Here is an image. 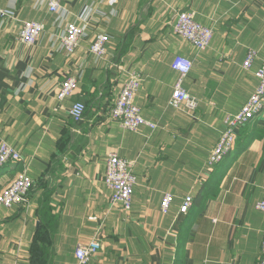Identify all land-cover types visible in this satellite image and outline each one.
<instances>
[{
    "label": "crops",
    "instance_id": "obj_1",
    "mask_svg": "<svg viewBox=\"0 0 264 264\" xmlns=\"http://www.w3.org/2000/svg\"><path fill=\"white\" fill-rule=\"evenodd\" d=\"M16 19L44 25L34 47L19 42V24L0 18V141L22 155L0 170V191L27 169L28 204L0 209V264H76L75 249L98 239L89 264H259L264 214V115L241 127L233 151L208 157L256 90L264 62V0H63L49 14L42 0H0ZM213 28L198 52L174 32L180 12ZM89 15L88 37L67 56L57 43L69 22ZM107 33L104 60L89 52ZM257 51L250 70L246 52ZM175 56L193 67L184 88L198 101L188 112L169 106L178 77ZM141 77L135 104L154 130H122L111 112L130 75ZM78 79L71 98L57 91ZM85 106L80 123L69 117ZM133 164L137 186L129 211L109 201L103 184L110 153ZM164 193L175 201L160 212ZM189 210L179 211L184 198Z\"/></svg>",
    "mask_w": 264,
    "mask_h": 264
},
{
    "label": "built area",
    "instance_id": "obj_2",
    "mask_svg": "<svg viewBox=\"0 0 264 264\" xmlns=\"http://www.w3.org/2000/svg\"><path fill=\"white\" fill-rule=\"evenodd\" d=\"M45 2L49 14L57 13L61 9L63 0H42ZM0 18H10L19 24V42L26 47H34L39 36L44 31V25L38 21L17 20L15 10L8 8L0 9ZM89 15L81 16L80 23L69 22L66 24L62 34L57 37L59 48L70 56L77 51L82 40L88 37ZM174 32L185 42L193 46L198 52L205 51L210 46L213 38V29L203 26L195 19L193 12H180L173 25ZM109 35L105 32L97 34L89 45L90 54L99 61L105 59L108 53L106 48ZM257 57V51L249 49L246 52L242 64L245 70L252 69ZM193 67L190 59L183 56H175L171 62L173 69L178 77L173 86L169 106L174 108H184L188 112L196 110L198 101L195 97L188 94L184 88V79L189 75ZM258 78L256 90L251 94L247 102L236 114H227L224 118V132L212 149L208 164L210 166L222 162L236 147L238 133L241 127L248 124L260 115H264V62L254 73ZM139 75H130L121 87L115 105L112 109V119L122 130L136 133L141 126H147L154 130L156 126L148 122L141 115L140 108L135 104V96L141 86ZM79 87L76 77L70 76L62 81L56 98L60 102L71 98ZM85 106L82 102H74L69 110V117L74 122L80 123L84 120ZM22 155L5 141H0V170L10 163L21 162ZM133 164L127 159H122L115 152L110 153L106 160V172L103 184L110 190L109 201L113 205L120 206L122 210L129 211L132 208V196L137 186V178L133 173ZM34 182L28 174L27 169L18 172L14 179L0 191V209L11 207H23L28 204L30 192L34 188ZM190 196H186L179 208L180 213L185 214L192 205ZM175 199L170 193H164L160 200L159 209L163 214L168 213ZM257 210L264 214V198L257 205ZM261 253L259 264H264V228L261 237ZM100 249L98 239H92L86 245H79L75 249L76 264H89L90 259Z\"/></svg>",
    "mask_w": 264,
    "mask_h": 264
},
{
    "label": "rangeland",
    "instance_id": "obj_3",
    "mask_svg": "<svg viewBox=\"0 0 264 264\" xmlns=\"http://www.w3.org/2000/svg\"><path fill=\"white\" fill-rule=\"evenodd\" d=\"M199 23V22H198ZM208 27V26H207ZM210 28V27H209ZM213 29V28H212ZM213 35H214V30H213ZM212 41V40H211ZM211 43V42H210Z\"/></svg>",
    "mask_w": 264,
    "mask_h": 264
}]
</instances>
